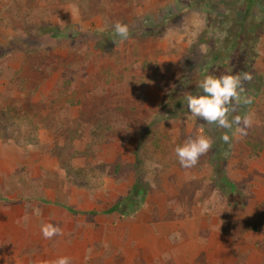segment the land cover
I'll return each instance as SVG.
<instances>
[{
  "label": "rangeland",
  "instance_id": "374dc122",
  "mask_svg": "<svg viewBox=\"0 0 264 264\" xmlns=\"http://www.w3.org/2000/svg\"><path fill=\"white\" fill-rule=\"evenodd\" d=\"M259 1L0 0V264H264ZM243 72L245 137L187 121L207 75ZM201 134L212 148L181 167Z\"/></svg>",
  "mask_w": 264,
  "mask_h": 264
},
{
  "label": "clouds",
  "instance_id": "9594fccd",
  "mask_svg": "<svg viewBox=\"0 0 264 264\" xmlns=\"http://www.w3.org/2000/svg\"><path fill=\"white\" fill-rule=\"evenodd\" d=\"M114 31L121 41L129 38L130 32L126 24L119 21L114 24ZM116 44L117 42L114 41ZM204 47V46H202ZM252 76L247 73L207 75L198 85L203 94L196 96L188 93L185 100L188 107L187 121L190 123L193 119L202 118L207 124H215L220 128L227 129L232 136L225 132L221 139L226 144H231L232 137L237 139L247 135V129L252 126L251 113H246L243 117L235 115L229 120V114L236 112L241 102V93L244 91L243 83L250 81ZM245 104H251V99H244ZM236 125L233 131V125ZM213 140L204 135H197L194 138H188L182 146L175 148V155L183 168L195 167L201 156L206 155L212 148ZM41 233L45 239H52L57 235H62L63 230L51 223L41 226ZM51 264H71V258L61 256L51 262Z\"/></svg>",
  "mask_w": 264,
  "mask_h": 264
},
{
  "label": "trees",
  "instance_id": "16d2710c",
  "mask_svg": "<svg viewBox=\"0 0 264 264\" xmlns=\"http://www.w3.org/2000/svg\"><path fill=\"white\" fill-rule=\"evenodd\" d=\"M261 4H262V2L259 1V0H247V2H246V6L248 7V9H247L248 14H249L252 10H254V8H258L259 6H261ZM255 10H256V9H255ZM239 25L241 26V23H240ZM233 30H234V28H233ZM233 30H230V31L228 30V31H227V32H228L227 37L229 36V40H232L231 38H233V34L230 33V32L233 31ZM225 32H226V31H225ZM251 32H252L254 35H256V36H259V34H261V31H260V29H258V28L251 30ZM231 36H232V37H231ZM237 36H239V37L242 36V35L239 33V31H238L237 35H235L234 38H236ZM234 38H233V39H234ZM236 47H237V45L232 44V45L230 46V50H231V49H235ZM247 99H249V98H247ZM243 103H244V102H243V100L241 99L240 105H242ZM118 209H119V207H118V205H116V206H114V207L108 209L106 212H107V213L118 212ZM68 210H69L70 212H72V213L79 214V213L73 211V209H68ZM89 214L93 215V214H96V213H95V212H90Z\"/></svg>",
  "mask_w": 264,
  "mask_h": 264
}]
</instances>
